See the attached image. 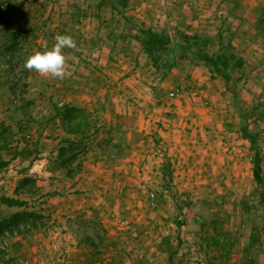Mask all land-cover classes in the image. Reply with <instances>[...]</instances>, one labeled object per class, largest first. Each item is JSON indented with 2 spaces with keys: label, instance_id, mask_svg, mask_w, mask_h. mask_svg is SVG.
<instances>
[{
  "label": "rangeland",
  "instance_id": "374dc122",
  "mask_svg": "<svg viewBox=\"0 0 264 264\" xmlns=\"http://www.w3.org/2000/svg\"><path fill=\"white\" fill-rule=\"evenodd\" d=\"M111 1L0 0L10 22L0 23V67L6 83L16 87L13 104L23 106L34 124H58L68 131L57 108L66 105L77 85H84L80 94L90 105L79 108L83 135H94L97 152L90 158L107 169L101 172L106 180L92 183L84 195L80 183L63 195L51 191L47 199L52 210L35 220L45 234L40 258L23 254L21 246L14 249V241L24 237H13L8 239L10 250L0 251V260L264 264V41L243 38L262 31L259 13L245 22L228 14L238 41L211 43L198 36L200 28L140 24L136 15L131 19L125 11H114ZM15 24L23 33L17 47L9 49L4 43H10ZM227 29L223 23L205 30ZM58 34L70 35L77 44L64 50L70 55L71 75L59 80L25 69L26 59L50 49ZM218 53L229 56L227 67L222 62L214 67L205 59ZM177 88L179 93L170 95ZM122 100L144 101L148 107L116 105ZM125 120L131 128H124ZM11 125L2 126L7 137ZM157 131L163 136L151 138ZM129 137L141 154L129 155L136 167H111L128 158L112 153L117 151L114 144L125 152ZM65 139L49 147L56 151L60 142L68 145ZM89 145L84 139L74 145L73 176L82 172ZM150 148L165 153L161 164L146 165L142 149ZM257 153L261 183L253 174ZM109 178L117 180L108 183Z\"/></svg>",
  "mask_w": 264,
  "mask_h": 264
},
{
  "label": "crops",
  "instance_id": "0c3cea01",
  "mask_svg": "<svg viewBox=\"0 0 264 264\" xmlns=\"http://www.w3.org/2000/svg\"><path fill=\"white\" fill-rule=\"evenodd\" d=\"M111 5L114 11H125L131 19L133 15H136L137 18L135 20L138 19L140 24L141 22H145V24L149 23L150 27L200 28L202 31L198 33V36H200L201 39L209 38L211 43H223V39L225 38L228 39L227 43L238 41V35L233 33L235 31L231 28L233 25H229L230 15H237L239 19L242 17L243 20H241V22H245L247 17L259 13V19L257 20L263 21L259 24V29L262 31L253 33V37L244 36L243 38L252 39L251 41L257 44H261L262 41H264V0H114L111 1ZM146 14L147 16H145ZM228 14L230 15L228 16ZM139 15L141 16L138 17ZM221 16H223L222 21ZM219 20L221 22L220 24L218 23ZM223 23L224 27L226 26L229 29V31L227 29L225 33L205 30L208 28L221 27ZM230 32H232V34H230ZM242 32H244V30ZM1 70H3L2 67H0V197L7 196L25 202L21 205H10L0 202V224L10 219L14 214L23 213L24 211H34L40 215L42 214L41 217L38 218H43L49 210H52V207H49L51 205L49 204L50 201L47 199V197L49 198L51 196L52 190L56 189L61 193L58 195H63L62 193L65 189V191L75 190L79 186L78 183H80L82 185L81 191H83L82 189L86 191H83L84 193L82 195H84L87 193L85 189L91 187V185L93 186L92 183H99L100 179L106 180L101 172L107 170L106 168L101 169L102 165L99 160L96 161L90 158L94 155L93 153L97 152L95 146L92 144L94 135L86 134L84 137L83 130L79 132H69V130H64L63 127L58 124L53 126V123H44L39 124V126L34 124L32 120H29L28 117L25 116L26 113L23 111V106L19 107L13 104L11 100V86L6 83L4 77L5 72ZM79 82L84 83L82 80H79ZM80 86L81 85H77L73 89L74 92L71 93L70 99L66 101V105L77 108H83L87 105L89 107L90 104H88V100H85V96L83 95V97L80 94L85 91V87L84 85L82 87ZM94 88H96V86ZM88 90H90V88H88ZM145 104L144 101L140 100H122L119 101V103L116 102V105H125V108L131 109L148 107V105L146 104L147 106H145ZM127 117L130 120V117ZM14 119H16V121H14ZM126 121L127 120L124 121V128H131ZM9 123H12L11 127L9 126V131L12 130V133L10 137H7L5 133H3L2 126H4V124L8 126ZM21 123L24 125H21ZM70 125L71 124L68 123V126ZM170 133L171 132L168 131V134ZM152 134L154 135H151V138L163 136L160 131ZM61 137L73 138L76 142L81 139L89 142L88 151L84 155L87 161L84 159V162H82V172L80 174L68 176L67 170L60 165L58 150L62 142L57 145L56 151L54 148L49 147L52 142H59ZM126 144L124 145L126 151L122 153L120 152L122 150L120 146L114 144L117 151H115V153L113 152L112 155L116 158L126 155L128 158L125 159L124 163L118 160L115 161L111 167L119 168L118 164L125 166L129 170L136 167L133 163L135 159L129 158V155H141L135 152L138 144L135 142L134 137H129ZM42 145H44V147ZM142 154L143 158H146L144 162L149 163L146 165L152 164L153 167L154 162L159 164L160 161L162 162L163 156H165V153L155 148H150L148 150L142 149ZM171 160H173L174 167L175 159L172 158ZM113 176L116 175L114 174ZM24 177H31L34 179L35 183L31 190H27L21 185ZM57 177H61V179ZM115 180L117 179L109 178L108 183H115ZM32 227L27 237L17 239L16 241H20V250L23 254H30L32 258L36 259L38 257L40 258L38 252L42 244H45V234L42 232L39 224H37V221L36 223L34 222V226Z\"/></svg>",
  "mask_w": 264,
  "mask_h": 264
},
{
  "label": "trees",
  "instance_id": "16d2710c",
  "mask_svg": "<svg viewBox=\"0 0 264 264\" xmlns=\"http://www.w3.org/2000/svg\"><path fill=\"white\" fill-rule=\"evenodd\" d=\"M0 23L1 24H6L10 25L9 22V17H8V12L5 9H1L0 8ZM13 29V33L9 36L10 39V43H8V45H6V43H4L5 47L9 48V49H15L17 47L18 44V40L20 39V37H22V29H20V25H16ZM151 47V43L147 44V48L149 49ZM205 59L207 61L210 62V64L214 67H218L219 62H222V64L227 67L228 66V61H229V56H227L225 53H218L216 56H212V55H205ZM11 90L13 93L16 92V87L15 86H11ZM24 108V107H23ZM25 109V108H24ZM57 114H59L61 116V118L64 120V122H67L69 124H71L68 128L70 132H79L83 130L84 127V122L83 119H81L82 117L80 116L81 113V109L77 108V107H73V106H69V105H64L61 108H57ZM78 116V117H77ZM65 142L68 143V145H62L59 148V159L61 160V166L65 167L67 169V174L69 176H73L75 171L71 168V160L72 158L75 156L74 153V145L76 144V142L71 141L69 139H65ZM253 174L255 179L257 180L258 183H261L263 181V176H262V166H261V162H260V157L257 153V156L255 157L254 160V169H253ZM34 179L31 177H24L21 185L25 187V189L27 190H31V188L34 185ZM27 186V188H26ZM0 202H4L7 204H23L25 201L23 200H19V199H15V198H11V197H7V196H2L0 197ZM41 217V215L39 213H36L34 211H24L23 213H17L14 214L10 219H8L7 221L3 222L0 224V235L3 232L4 228H11V227H19L20 224H24V225H30L31 227L34 226V222L35 220ZM19 246H21L20 241H15L13 243V247L14 249H18Z\"/></svg>",
  "mask_w": 264,
  "mask_h": 264
},
{
  "label": "clouds",
  "instance_id": "9594fccd",
  "mask_svg": "<svg viewBox=\"0 0 264 264\" xmlns=\"http://www.w3.org/2000/svg\"><path fill=\"white\" fill-rule=\"evenodd\" d=\"M54 40L55 43L50 49L37 51L30 55L24 63V68L52 79L63 80L70 76V55L64 50L75 49L76 41L70 35L62 34L56 35Z\"/></svg>",
  "mask_w": 264,
  "mask_h": 264
},
{
  "label": "built area",
  "instance_id": "2783aa9c",
  "mask_svg": "<svg viewBox=\"0 0 264 264\" xmlns=\"http://www.w3.org/2000/svg\"><path fill=\"white\" fill-rule=\"evenodd\" d=\"M180 89H174L172 91H170V95H177L179 93ZM10 227V226H8ZM4 228L2 234L0 235V251L4 252V250L8 251L10 250V244L8 243V239L13 238V237H26V235L28 234L31 226L30 225H24V224H20L19 227H11V228ZM9 244V245H8ZM13 254V253H12ZM7 258L11 256V254L7 253L6 254ZM13 256H11V258L7 259L6 261L0 260V264H13L15 263V259L12 258Z\"/></svg>",
  "mask_w": 264,
  "mask_h": 264
}]
</instances>
